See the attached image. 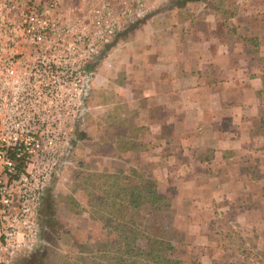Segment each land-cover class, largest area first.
Instances as JSON below:
<instances>
[{
	"label": "rangeland",
	"instance_id": "374dc122",
	"mask_svg": "<svg viewBox=\"0 0 264 264\" xmlns=\"http://www.w3.org/2000/svg\"><path fill=\"white\" fill-rule=\"evenodd\" d=\"M243 4H246V8ZM152 5L148 16L154 14L157 19L155 22L158 24L179 25L180 34L186 37L189 36L187 29L193 23L205 29L207 21L217 27L215 33L208 30V35H213L215 42L217 39L218 41L229 39L231 43L236 40L242 41L237 36V32L228 30L233 26L238 25L247 32L250 27L258 29V48L242 41L243 49L240 53L247 57L258 56L257 64L260 72L264 73V10L262 9L264 0L244 2L242 0H152ZM225 8L228 10L225 11ZM253 9H257L254 10L256 14H252ZM231 10L236 11L231 15V19L225 18L223 15ZM196 11L197 15H195ZM191 36L193 38V34ZM94 66L91 60L88 65L89 70ZM107 72L114 81L107 80V84L101 86L102 88L99 85L91 86L86 96V104L90 107L87 114L81 115L77 127L81 136L86 138L81 140L83 138L81 137L80 141L74 143L62 166L58 168L56 178H52L49 188L45 190L38 211L40 222L38 247L26 256L17 257L12 264H75L73 262L75 257L71 255L75 253V246L86 241L87 245L94 246L102 233L101 221L90 214L94 208L88 199L93 194L101 195L102 190L107 188L114 178L105 176L106 172H113L122 167L125 175H129L130 179L125 180L122 174L117 180L131 182L134 179V172L128 166L130 161H125V156H122L123 160L117 159V163L109 158V153L115 148L110 144L109 139L118 136V132L127 133L128 124L125 120L127 102L120 100L127 98V94L124 89H118L116 86L117 82L124 85L127 76L122 68L111 76V72L109 70ZM169 112L170 110L167 109V118ZM257 113L260 116L264 115V110ZM164 131L168 136L169 129L165 128ZM96 133H103L107 143L96 145L94 138ZM256 143L254 148L257 149L259 146V150L249 153L259 158V161L253 160L249 163L253 175L250 176L247 163H238V167L234 162H229L224 168L219 166L221 177H232L234 182L232 180L228 182L223 195L217 197L213 195L211 199L208 196L210 200L207 201V206L199 204L197 206L196 203L193 206V186L188 183L191 177L185 178L181 174L177 176L176 172L163 178L152 175L158 188L170 197L171 201L168 207L155 209L152 212H147L148 205L145 203L142 207L145 205L146 207L142 208L141 212L151 223L149 229L152 232L167 238L171 237L175 246L174 254L182 259V264H264V135H261L259 142ZM93 152H104L105 156L95 157L92 155ZM152 153L153 151H150L149 158L144 160L143 164L138 161V165L135 166L137 172H144L145 177L147 171L152 174L156 166ZM177 155L181 160L189 158L188 154L180 155L177 152ZM131 158L129 156V159ZM141 165L144 167L142 168ZM169 167H172V164ZM227 170L234 171L236 175H224V171ZM237 170L241 173L237 174ZM88 173L93 174L88 176ZM97 173L105 174L100 176ZM138 179L139 184L142 185L143 181L140 177ZM185 179L187 181H184ZM50 209L51 217L48 212ZM47 218L49 220L46 224L50 230L53 228V232L52 239L47 243L48 249L46 246V254L43 256L40 253L43 242L41 229ZM78 253L77 251V256L80 255Z\"/></svg>",
	"mask_w": 264,
	"mask_h": 264
},
{
	"label": "crops",
	"instance_id": "0c3cea01",
	"mask_svg": "<svg viewBox=\"0 0 264 264\" xmlns=\"http://www.w3.org/2000/svg\"><path fill=\"white\" fill-rule=\"evenodd\" d=\"M254 10L252 14H256ZM156 20L151 14L128 26L97 56L83 114L90 107L86 96L91 86L114 81L107 70L111 76L119 68L124 69L125 84L117 82L116 86L127 94V98L120 99L127 102V133L118 132L109 139L115 147L109 158L117 163L125 156V161H130L128 166L135 167L153 151L156 166L152 175L163 178L176 172L177 176L191 177L188 183L193 186V206H207L211 196L223 195L231 181L221 177L219 166L247 163L240 159L259 161L249 153L259 150L254 145L261 136L256 123L260 118L257 112L264 110V73L257 64L258 56L240 53L242 41L215 42L213 35H208V30L215 33L217 28L212 22L207 21L205 29L193 23L186 37L180 34L179 25L158 24ZM247 30L258 33L253 27ZM165 128L169 129L168 136ZM94 138L96 145L107 143L103 133H96ZM177 152L189 158L181 160ZM92 155L105 156L104 152ZM224 175L236 174L227 170Z\"/></svg>",
	"mask_w": 264,
	"mask_h": 264
},
{
	"label": "built area",
	"instance_id": "2783aa9c",
	"mask_svg": "<svg viewBox=\"0 0 264 264\" xmlns=\"http://www.w3.org/2000/svg\"><path fill=\"white\" fill-rule=\"evenodd\" d=\"M152 7L0 0V264L38 247V211L83 115L89 63Z\"/></svg>",
	"mask_w": 264,
	"mask_h": 264
},
{
	"label": "trees",
	"instance_id": "16d2710c",
	"mask_svg": "<svg viewBox=\"0 0 264 264\" xmlns=\"http://www.w3.org/2000/svg\"><path fill=\"white\" fill-rule=\"evenodd\" d=\"M174 3L177 2L174 1ZM178 5H181V3ZM227 10L225 8V11ZM235 12L231 10L229 16L226 15L225 18L231 19V15ZM228 30L234 33L237 32V36L245 44H252L256 49L258 48L259 36L257 33L250 34L238 25ZM256 128L260 135H264V115L260 116L256 123ZM79 137L82 136L80 131H77L69 149L74 146L76 139ZM234 151V149L230 150L231 153ZM248 160L243 159L241 161L240 159V162H247V166H249V163L253 160L250 158ZM61 166L62 162L59 168ZM130 170L134 172V179L131 182H120L117 180V177L122 174L125 180L126 178L130 179L129 175H125V170L122 167L117 168L113 172H106L105 176L114 178H112L107 188L102 190L101 195L93 194V196L89 197L88 201L94 208L90 214L101 221L100 228L102 233L94 246L87 245V241L75 246V253H71L75 257V261H73L75 264H182V259L174 254L175 246L171 237L167 238L152 232L150 230L151 223H149L145 214L141 212V209H145L146 205H148L147 212L168 207L171 201L170 197L162 193L158 188L155 179L152 178V174L145 177L142 173L137 172L135 167H130ZM248 172L250 176L253 175L252 170L249 169ZM56 174H54L53 179L56 178ZM92 174L88 173V176ZM104 174L97 173L100 176H104ZM138 177L143 181L142 185L139 184ZM225 179H231L234 182L232 177ZM145 203L146 205L142 207ZM48 212L51 217L52 210L50 209ZM147 212L144 211V213ZM48 220L49 218L45 219L41 229L43 242H41L42 249L40 253L43 256L46 254V246L52 239L51 234L53 232V228L50 230L46 224ZM77 251L80 253L78 256L76 255Z\"/></svg>",
	"mask_w": 264,
	"mask_h": 264
}]
</instances>
